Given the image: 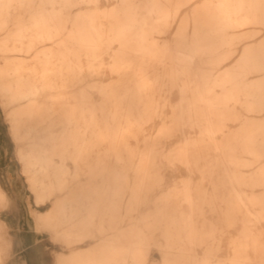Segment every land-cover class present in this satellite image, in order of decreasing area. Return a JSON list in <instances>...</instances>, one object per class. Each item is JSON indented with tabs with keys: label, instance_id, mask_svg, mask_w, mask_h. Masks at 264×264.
<instances>
[{
	"label": "bare ground",
	"instance_id": "bare-ground-1",
	"mask_svg": "<svg viewBox=\"0 0 264 264\" xmlns=\"http://www.w3.org/2000/svg\"><path fill=\"white\" fill-rule=\"evenodd\" d=\"M100 1L0 0V103L3 107L27 104L29 108L17 116L7 115L13 138L21 143L34 132L58 124L75 125L52 137L57 142L52 150L18 147V156L39 203L49 200L48 193L64 189L70 192L68 199L55 202L37 222L55 228L54 218L58 215L67 222L77 213V204L85 206L91 200L86 195L90 191L96 198L89 205V215L82 217L85 223L109 212L113 220L118 219L126 192H130L128 213L151 204L150 192L161 186L152 160L158 155L156 147L163 137L172 136L173 130L189 126L197 129L198 137H187L175 156L215 158L207 161L204 171L214 168L223 172L230 183L237 179L240 186L236 202L244 228L231 264H264L263 233L251 226L254 220L264 219V34L254 28H264V0H104V9L99 6ZM79 4H94L95 8L78 13L70 34L56 44L57 48L39 51L37 64H28L25 54L61 36V16L66 9ZM188 6L193 8L190 16ZM68 22L71 23L70 19ZM168 34L172 36L170 40L161 38ZM104 40L109 45H119L110 67L119 79L99 88L109 105L91 107L83 100L68 108L67 93L62 92L55 110L45 106L48 98H55L47 89L58 86L56 80L62 81L60 87L67 88L74 80L82 79L84 66L80 60L73 61L72 55L78 54L68 43L91 44V56L97 57L98 41ZM244 40L248 42L240 46L239 41ZM100 75L96 70L90 73V77ZM163 86L170 90L178 88L180 102L174 108L172 124L164 121L160 137L140 151L142 157L151 161L148 159L136 169L134 182L130 183L127 176L122 178L117 171L128 170L127 167L118 164L124 153L135 156L137 149L134 151L129 143L139 141L141 122L153 114L160 116L156 93ZM44 90L46 100L40 97ZM34 99L37 103L31 102ZM35 104L40 106L37 112L32 109ZM92 141L94 146H106L103 153L96 150L98 157L108 160L94 168L99 170L94 180L100 179L101 184L73 187L78 176L70 173L71 178L66 177V161L90 158L92 150L87 142ZM71 146L74 148L70 149ZM55 157L61 162H56ZM112 157L118 159L117 164L112 165ZM254 164L258 168L251 173L242 169ZM244 188H249L251 194ZM186 190L158 198L154 213L142 218L148 229H163L167 248L178 253L187 251V239L198 246L205 243V232L196 231L194 226V213L199 204L211 203L206 191L194 197L191 187ZM232 195L230 192L222 200L228 207V223L233 221ZM218 198L221 200L220 195ZM5 200L0 187V203ZM69 209H74L71 214ZM4 226L0 222V254L11 249ZM112 230L115 234L97 246L94 253L81 251L78 257L62 264H123L126 251L118 247L122 238L128 241L129 252L135 244L146 255L151 237L144 231L134 225L125 232L117 223ZM105 231L102 225L101 232ZM78 236L85 242L92 236L90 228ZM191 258L195 260L191 264H198L196 255ZM165 264L185 263L175 258L167 259Z\"/></svg>",
	"mask_w": 264,
	"mask_h": 264
},
{
	"label": "rangeland",
	"instance_id": "rangeland-1",
	"mask_svg": "<svg viewBox=\"0 0 264 264\" xmlns=\"http://www.w3.org/2000/svg\"><path fill=\"white\" fill-rule=\"evenodd\" d=\"M103 5L104 0H101L99 3L101 9H104ZM94 8V4H79L74 5L70 9H66L61 16L60 24L63 25L61 36L55 41L41 43L29 54H25L29 59L28 64H37L36 55L39 51L47 48L56 49V44L70 34L76 23L78 13H84ZM187 9L189 10L188 16L192 15L193 8L188 6ZM24 19L26 20V16ZM69 19L71 23L68 22ZM254 28L261 29L262 34H264V28L262 26ZM171 37L170 34L166 37L161 36L165 40H170ZM239 42V45L243 46L248 41L244 40ZM68 45L73 50V53L78 54L77 56L72 55L73 61L77 63L80 60L84 66L82 79L74 80L67 88L60 87L62 81L56 80L59 85L53 89H47V92L53 94L55 98H48L45 106H51L55 110L59 104L57 97L61 96L62 92L67 93L66 105L68 108L83 100H86L91 107L104 105V96L99 93V88L115 83L119 79L116 73H111L110 71V67L115 62L119 45L117 43L109 45L105 40L103 42L98 41L100 51L97 57L91 56V47L93 46L91 44L80 45L75 42H69ZM1 57L2 54H0ZM159 69L163 70L161 66H159ZM94 70L96 72L99 71L101 75L90 77V73ZM45 91H42L40 96L44 100L47 97L43 93ZM156 94L160 116L153 114L141 122V131L138 133L139 141L132 140L129 143L134 151L137 149L135 156L128 157L124 153L121 162H119L120 164H118L127 167L128 170L119 168L117 171L122 178L127 176L130 183L134 182L136 169L146 164V161L149 159L142 157L140 151L151 144V141L155 138L160 137L164 121L168 122L169 125L172 124L171 118L174 115V108L180 102L178 88L170 90L168 87L163 86L157 90ZM31 102L37 103L35 99ZM105 104L107 106L109 105V103ZM26 105L16 104L11 107H5V109L10 108V114L17 116L29 109ZM32 109L37 112L40 106L35 104ZM231 125L235 126V123ZM73 128H75V125L58 124L49 130L34 132L25 138L23 142L17 143L11 134L9 120H7L3 110L0 109V183L7 195L6 200L0 203V222L6 226V236L12 246L8 252L0 254V264H59V258L61 256H70L73 250L86 248L99 243L104 237L105 239L112 237L115 234V231L112 230L115 223H117L119 229H123L125 232L131 226L135 225L136 229L144 231L145 234L151 237V243L146 250V255L135 244L132 245V249L134 248L133 251L129 252L128 241L122 238L118 243V247H123L125 248L124 251H126L124 252L126 256H124L123 264H165L167 259L174 260L175 258H178V262L191 264L195 261L191 258L194 255H196V262L198 264H231L234 262L235 249L238 247L239 239L242 237V230L244 228V224L239 220L238 205L236 202L240 186L237 179H232L230 183L224 179L225 175L223 172H216L214 168L212 169L213 171H204V165L207 161H213L215 158L202 155L188 156L187 159H183L175 156L184 146L187 137H198L197 129H192L189 126L181 127L176 131L173 130V135L163 137L161 143L156 147L158 155L152 160L154 161L153 167L156 171L154 175H157L158 171L161 186L156 187L150 192L151 204L141 205L138 209L128 213L127 207L130 192H126L122 195L123 198L119 206L120 213L118 214L120 217L118 219L113 220L111 212L102 216L103 206L100 205L97 208L101 216L96 217L95 221L88 219L85 223L82 222V217L89 215L88 211L91 210L94 198H96V194L90 191L86 192V195L91 200L87 201L85 206L83 203L77 204L75 208L77 213L67 222L58 215L54 218L56 223L55 228L48 227L43 223L39 224L37 217L46 214L55 204L51 199H55V202L66 200L69 198L70 192L68 189H64L57 190L52 194L48 193L49 200L45 204L39 203L32 189L28 174L25 173V166L18 156V145L23 146L27 150L33 146L36 149L49 151L57 143L52 141L53 136H59L64 131ZM79 145H81V142H79ZM87 147L92 150V156L90 158L86 160L82 159L78 162L73 159L66 161V166L69 169V175L66 174V177L71 178L70 173H77L78 176L73 187L86 186L90 183L92 187L101 184L100 179L98 181L94 180V177L98 174L96 172L99 171L94 168L107 164L108 160L104 159V157H98L96 150L100 149L103 153L106 146H94V142L92 141L87 142ZM73 148L72 146L70 147V149ZM55 158L56 162H61L59 157ZM109 160L113 161L112 165L118 162V159L115 157ZM159 166L161 169H159ZM257 168L258 164H254L253 166L242 169L246 173H251L257 170ZM220 178L224 181L221 182ZM121 182L123 184L124 179H121ZM187 187L192 188L191 193L194 194V197L201 191L209 193L211 203L204 204L203 206L202 203L199 204L194 213V226L196 231H204L206 240L204 244L198 246L187 239L185 241L187 251L178 253L167 248V239L164 236L163 229H148L145 227L142 218L150 213H154L156 209L155 202L158 198L177 191L188 192L186 190ZM244 190H246L247 194H251L249 188H244ZM257 191L259 192V190ZM215 192L218 194H215ZM230 192L233 194V221L228 223L226 219L228 207L222 200L229 196ZM62 194H65L64 198L59 197ZM217 195H220L221 200ZM172 200L174 201V199ZM90 204L91 206L89 207ZM73 210L69 209L67 212L71 214ZM102 225L106 230L104 233L101 232ZM251 226L253 228L255 227L258 232H262L264 236V219L254 220ZM88 227L91 230L92 238L90 237L84 243H81V237L78 234L82 233ZM1 230L3 231L2 227ZM68 231H72L70 236L67 235ZM68 241H70V245L67 244Z\"/></svg>",
	"mask_w": 264,
	"mask_h": 264
},
{
	"label": "crops",
	"instance_id": "crops-1",
	"mask_svg": "<svg viewBox=\"0 0 264 264\" xmlns=\"http://www.w3.org/2000/svg\"><path fill=\"white\" fill-rule=\"evenodd\" d=\"M0 109L3 110V112H4V114H5L6 117H7V115L10 114V112H11L10 108H9V109H5V107H3L1 103H0ZM9 123H10V122H9ZM18 147H23V146L18 145ZM23 148H24V147H23ZM24 149H25V148H24ZM26 150H27V149H26ZM0 187H1V190L3 191V193L5 194L6 198H7V195H6L5 191H4V189H3L2 185H1V183H0ZM64 196H65V194H62V195H60L59 197H63V198H64ZM51 200H53V203H55V199H51ZM44 204H45V203H44ZM53 207H54V206H52V208H53ZM52 208H51V209H52ZM51 209H50V210H51ZM50 210H49V211H50ZM49 211H47V213H48ZM39 216H40V215H39ZM39 216L37 217V219L39 218ZM4 227H5V229H6V226H4ZM6 232H7V230H6ZM91 238H92V236H91ZM104 240H105V237H104L99 243L93 244V245H91V246H89V247H86V248H80V249H78V250H73L70 256H64V255L61 256V257L59 258V264H62V263H65V262H69V261L75 259L76 257H78V256L81 254V251H84V250H88V251L94 253V252L96 251V249H97V246H99ZM81 243H84V242H81ZM10 244H11V243H10ZM11 247H12V246H11Z\"/></svg>",
	"mask_w": 264,
	"mask_h": 264
}]
</instances>
